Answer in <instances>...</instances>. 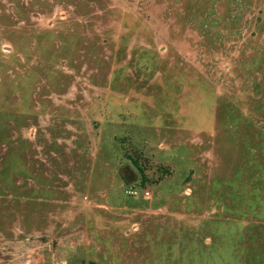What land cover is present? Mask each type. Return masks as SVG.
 I'll list each match as a JSON object with an SVG mask.
<instances>
[{
  "label": "rangeland",
  "instance_id": "374dc122",
  "mask_svg": "<svg viewBox=\"0 0 264 264\" xmlns=\"http://www.w3.org/2000/svg\"><path fill=\"white\" fill-rule=\"evenodd\" d=\"M90 260L264 264V0H0V264Z\"/></svg>",
  "mask_w": 264,
  "mask_h": 264
},
{
  "label": "built area",
  "instance_id": "2783aa9c",
  "mask_svg": "<svg viewBox=\"0 0 264 264\" xmlns=\"http://www.w3.org/2000/svg\"><path fill=\"white\" fill-rule=\"evenodd\" d=\"M137 191H138V189H131V192H132V193H135V194H136ZM148 192H149V191H146L145 193L147 194Z\"/></svg>",
  "mask_w": 264,
  "mask_h": 264
},
{
  "label": "trees",
  "instance_id": "16d2710c",
  "mask_svg": "<svg viewBox=\"0 0 264 264\" xmlns=\"http://www.w3.org/2000/svg\"><path fill=\"white\" fill-rule=\"evenodd\" d=\"M88 264H98L95 260H90Z\"/></svg>",
  "mask_w": 264,
  "mask_h": 264
}]
</instances>
